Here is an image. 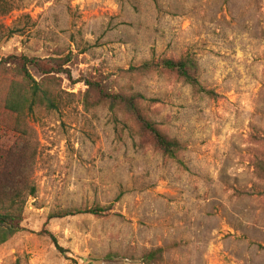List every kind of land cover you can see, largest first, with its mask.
<instances>
[{"label":"rangeland","instance_id":"rangeland-1","mask_svg":"<svg viewBox=\"0 0 264 264\" xmlns=\"http://www.w3.org/2000/svg\"><path fill=\"white\" fill-rule=\"evenodd\" d=\"M14 1L0 58H67L70 78L52 73L58 108H35L13 130L0 69V156L36 189L0 264H143L157 247L154 264H264V0ZM184 54L214 94L136 69ZM83 79L157 99L143 112L185 150L163 156ZM93 207L99 215L50 217Z\"/></svg>","mask_w":264,"mask_h":264},{"label":"trees","instance_id":"trees-1","mask_svg":"<svg viewBox=\"0 0 264 264\" xmlns=\"http://www.w3.org/2000/svg\"><path fill=\"white\" fill-rule=\"evenodd\" d=\"M18 8L14 0H0V41L11 37L16 32L15 29L5 26L2 19ZM67 60V58L50 56L41 59L23 54L8 55L0 58V69L9 70L8 76L10 77L6 81L3 106L6 112H10L15 116L13 130H16L26 115L33 112L35 108L44 107L48 110L58 108L60 96L57 91L52 89L54 80L51 74L66 72L67 77L70 78L69 71L63 68ZM136 69L141 73H148L150 71L174 73L185 84L195 90L214 94L213 91L205 89L200 84L198 80V65L190 54L181 55L177 59L162 58L156 62L144 61ZM133 70H135V67ZM83 81L87 86V90H96L100 101L108 104L111 109L118 108L132 115L140 130L150 137L153 145L163 156L176 160L179 154L185 150L182 142L166 135L157 127L156 122L143 112L142 107L146 101L156 102L157 99H146L140 92L109 93L104 90L98 81L88 79H83ZM11 147H9V150L12 149ZM7 151L8 148L6 149ZM5 158L9 159V157ZM12 162L10 160L7 162L0 156V245L22 229L21 223L26 202L29 197L35 195L36 190L32 181L26 180V176L22 172V165L21 169H16V171L7 169L9 165L15 166ZM256 167L259 172H264V158L257 162ZM100 212L101 209L99 207L61 210L56 214H50V217H64L79 213L99 215ZM45 233L54 242L58 252L61 254L67 252L66 249L58 244L51 233L48 231H45ZM163 251L162 247L145 251L141 256L143 264H154L161 261ZM115 256L116 252H108L105 258L110 260Z\"/></svg>","mask_w":264,"mask_h":264}]
</instances>
